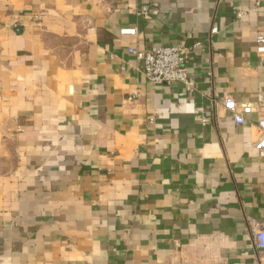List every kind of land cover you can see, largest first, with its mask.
<instances>
[{
    "label": "crops",
    "instance_id": "obj_1",
    "mask_svg": "<svg viewBox=\"0 0 264 264\" xmlns=\"http://www.w3.org/2000/svg\"><path fill=\"white\" fill-rule=\"evenodd\" d=\"M258 35L252 0H0V264H252ZM183 45L191 93L128 53Z\"/></svg>",
    "mask_w": 264,
    "mask_h": 264
},
{
    "label": "built area",
    "instance_id": "obj_2",
    "mask_svg": "<svg viewBox=\"0 0 264 264\" xmlns=\"http://www.w3.org/2000/svg\"><path fill=\"white\" fill-rule=\"evenodd\" d=\"M101 3H108L115 6L126 0H96ZM254 7L264 2V0H252ZM150 13L148 6H140L138 15L147 18ZM241 13H237L236 17L240 18ZM122 35H135V29L120 30ZM198 45V44H196ZM192 47L183 46H157L147 49L129 48L128 53L142 63L143 75L148 83L153 86L181 84L189 93L193 90V84L187 78V64L190 61V53ZM255 55L259 63L264 66V35H258L255 38ZM223 109L231 114L236 124H244L246 116L253 112L249 106L239 107L231 97H225L222 100ZM255 109L261 113L255 127L259 134V138L255 143L258 156L264 159V94H262L255 106ZM205 122V120L203 121ZM254 250L256 258L252 264H264V231L253 230Z\"/></svg>",
    "mask_w": 264,
    "mask_h": 264
}]
</instances>
